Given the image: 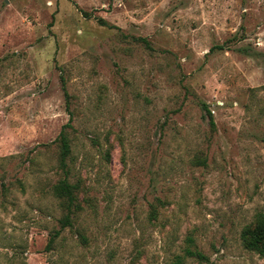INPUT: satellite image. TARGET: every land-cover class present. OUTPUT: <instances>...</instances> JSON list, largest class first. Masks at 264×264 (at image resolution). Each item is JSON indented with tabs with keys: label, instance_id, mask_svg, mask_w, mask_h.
<instances>
[{
	"label": "rangeland",
	"instance_id": "1",
	"mask_svg": "<svg viewBox=\"0 0 264 264\" xmlns=\"http://www.w3.org/2000/svg\"><path fill=\"white\" fill-rule=\"evenodd\" d=\"M259 213L264 0H0V264H264Z\"/></svg>",
	"mask_w": 264,
	"mask_h": 264
},
{
	"label": "trees",
	"instance_id": "2",
	"mask_svg": "<svg viewBox=\"0 0 264 264\" xmlns=\"http://www.w3.org/2000/svg\"><path fill=\"white\" fill-rule=\"evenodd\" d=\"M64 94L66 97H68L65 88H64ZM206 111L210 116V125L214 126V122L207 108ZM69 115H70L69 122L65 124V126L63 127L57 138V141L59 143V164L62 166H64L65 159L70 152L69 134L65 130L66 127H71L70 121L72 120V117L70 112ZM77 187L78 185L76 183H70L66 178L59 180L52 187L53 195L60 200L61 206L66 211L65 215L59 220L61 228H64L66 226L70 227L72 225V215L76 214L81 209L80 205L77 204V196H76ZM241 240L245 248L258 253L260 256H264V214L263 213H259L256 215L252 226H247L242 230ZM51 242H52V238L49 241V245L51 244ZM189 242L191 243L192 240L189 239ZM185 255L188 257H195L199 260L205 259V256L200 251L196 249H191L189 247L185 249ZM173 264H182V261L180 258H177V260Z\"/></svg>",
	"mask_w": 264,
	"mask_h": 264
}]
</instances>
